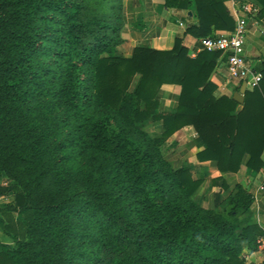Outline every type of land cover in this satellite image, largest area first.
Segmentation results:
<instances>
[{"label":"trees","instance_id":"trees-1","mask_svg":"<svg viewBox=\"0 0 264 264\" xmlns=\"http://www.w3.org/2000/svg\"><path fill=\"white\" fill-rule=\"evenodd\" d=\"M226 1L165 0L186 30L125 57L123 0H0V195L13 191L0 264H246L243 242L257 251L264 229L253 194L225 175L264 168V61L240 104L211 80L221 52L184 44L234 30ZM166 84L180 86L173 111L160 109ZM187 125L227 191L212 207L196 199L202 179L166 157Z\"/></svg>","mask_w":264,"mask_h":264},{"label":"crops","instance_id":"crops-1","mask_svg":"<svg viewBox=\"0 0 264 264\" xmlns=\"http://www.w3.org/2000/svg\"><path fill=\"white\" fill-rule=\"evenodd\" d=\"M253 2V1H252ZM226 5L234 17V9L238 6L235 0L226 1ZM124 26L121 32L123 42L117 47L116 53L121 56H131L136 46H149L158 49L172 48L178 33H183L191 20L186 17L185 11L167 7L165 0H123ZM235 19V18H234ZM264 28V17H262ZM232 31V30H231ZM228 31L217 30L215 34ZM184 44L189 48L190 54L195 56L199 51V38L191 34L184 37ZM246 54L250 64L257 68L264 61V34L255 27H251L246 40ZM211 80L217 84V94L233 96L237 92L239 81L230 79L227 73L226 58L220 59ZM180 86L166 84L160 89L161 110L173 111L177 106ZM164 128L162 122L153 123L148 131L161 133ZM197 133L192 125H187L176 131L166 142V157L175 167L188 166L195 178H201L202 183L197 190V201L209 207L216 202L217 195L221 192L224 198L227 191H222L220 185H213L212 179L221 175L215 162L200 161L197 153L202 150L197 142ZM264 160V151L262 154ZM228 183L243 184L253 195L259 192L264 182V168L252 171L242 165L236 173L229 172L225 175ZM253 220L264 229V191H260L258 199L254 200L252 207ZM0 242L12 244V239L0 229ZM244 244L246 264H264V256L259 251L249 249L247 242Z\"/></svg>","mask_w":264,"mask_h":264},{"label":"built area","instance_id":"built-area-1","mask_svg":"<svg viewBox=\"0 0 264 264\" xmlns=\"http://www.w3.org/2000/svg\"><path fill=\"white\" fill-rule=\"evenodd\" d=\"M260 6L251 0H246L234 9L236 26L234 30L214 36L203 37L199 40L200 49L208 51H220L221 59L226 58L227 73L230 79L239 81L240 86L246 81V90L257 87L262 78V72L250 64L246 54V40L251 27H255L264 34ZM6 185L8 181L5 180ZM260 191H264V182L255 193L254 199H258ZM259 251L264 256V235L258 239Z\"/></svg>","mask_w":264,"mask_h":264},{"label":"rangeland","instance_id":"rangeland-1","mask_svg":"<svg viewBox=\"0 0 264 264\" xmlns=\"http://www.w3.org/2000/svg\"><path fill=\"white\" fill-rule=\"evenodd\" d=\"M166 146V145H165ZM166 153V151H165ZM5 180H9L7 176H4L0 181V184L6 185ZM9 182V181H8ZM197 197V196H196ZM13 200V191H9L8 193L0 195V204L10 202Z\"/></svg>","mask_w":264,"mask_h":264},{"label":"water","instance_id":"water-1","mask_svg":"<svg viewBox=\"0 0 264 264\" xmlns=\"http://www.w3.org/2000/svg\"><path fill=\"white\" fill-rule=\"evenodd\" d=\"M190 14H192L190 12ZM245 92H246V81L243 82L240 90H238L237 92H235L233 94V98L240 104H243L244 103V100H245Z\"/></svg>","mask_w":264,"mask_h":264}]
</instances>
